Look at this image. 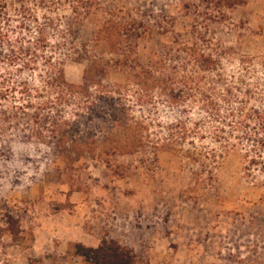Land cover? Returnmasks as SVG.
Masks as SVG:
<instances>
[{
    "label": "rangeland",
    "instance_id": "obj_1",
    "mask_svg": "<svg viewBox=\"0 0 264 264\" xmlns=\"http://www.w3.org/2000/svg\"><path fill=\"white\" fill-rule=\"evenodd\" d=\"M27 4L38 20L31 28L43 27L57 45L52 55L63 58L68 82L82 83L95 59L122 84L133 78L126 63L137 59L152 87L142 100L135 86L125 94L136 123L121 137L136 140L122 153L54 159L41 153L44 145L23 143L28 152L11 156L25 171L19 176L5 172L12 161L1 164L8 156L1 147L2 195L31 246L2 234L0 264H28L30 256L83 264L68 243L84 236L90 243L116 239L138 264H264V0L232 7L218 0H83L88 12L77 30H70L71 0ZM9 13L12 23L24 21L12 7ZM111 22L127 23L128 56L118 43L95 39ZM44 68L38 65L32 84H41ZM63 112L69 117L71 108ZM13 132L0 133L1 143ZM11 175L18 182L8 181Z\"/></svg>",
    "mask_w": 264,
    "mask_h": 264
},
{
    "label": "trees",
    "instance_id": "obj_2",
    "mask_svg": "<svg viewBox=\"0 0 264 264\" xmlns=\"http://www.w3.org/2000/svg\"><path fill=\"white\" fill-rule=\"evenodd\" d=\"M71 1L73 19L70 30H77L82 14L85 15L88 11L82 7L83 0ZM218 1L232 7L243 0ZM27 3L28 0H11L10 4L6 1L0 2V63L10 65L7 68L0 65V133L4 135L6 130L14 131L4 142L1 143L0 140V151L1 147L7 145L8 152L1 164L12 161L5 172L12 170V173L19 176L25 173L18 166L17 159H11L15 155L28 152L22 146L23 143L44 145L49 151L44 150L41 153L54 159L75 160L86 153L91 156L101 155L103 152L122 153L123 147L136 140L130 135L126 139L122 138L131 123H136L129 118L128 104L124 97L133 86L140 100L148 96L152 87L149 70L134 59L131 63H126L133 71V78L120 84L109 79L105 63L91 59L84 69L83 82H68L64 76L63 58L52 55L53 52L55 54L57 45L50 43L43 27L37 29V32L31 28L38 20L33 8ZM10 7L24 21L12 23L16 19L9 13ZM46 25L50 29L56 26L52 19H48ZM126 25L127 23L111 22L109 29L101 28L95 39L106 38L115 46L118 43L116 48L123 53L125 49L122 44L129 31ZM128 46L133 47L130 44ZM130 47L125 50V56L132 52ZM71 48L75 52L76 46L73 47L72 44ZM74 58L83 59L80 56ZM39 64L45 67L46 75L41 84L36 86L31 83V79ZM121 64L119 66L125 65L124 62ZM25 71L31 72L28 76L30 78L22 77ZM67 107L71 108L69 117L63 115ZM261 121L264 126V120ZM16 138L20 141H16ZM29 150L37 152L36 156L41 157L36 149ZM27 159L30 161L29 157ZM19 178L11 175L8 181L16 183ZM5 187L0 181V210H4L2 220L5 223L4 227L0 226V236L7 233L18 245L29 248L31 244H25L20 217L15 215L3 198L2 189ZM29 236L32 242V232ZM68 249L83 264H138V257L133 249L114 238L102 237L95 247L81 242H69ZM28 264H42V259L30 256Z\"/></svg>",
    "mask_w": 264,
    "mask_h": 264
},
{
    "label": "crops",
    "instance_id": "obj_3",
    "mask_svg": "<svg viewBox=\"0 0 264 264\" xmlns=\"http://www.w3.org/2000/svg\"><path fill=\"white\" fill-rule=\"evenodd\" d=\"M74 240V239H73ZM91 239L87 238V237H83V241L82 240H78V242H81L85 245H88V243H90ZM100 242V238H98L96 241H94V243H90L88 246H97Z\"/></svg>",
    "mask_w": 264,
    "mask_h": 264
}]
</instances>
